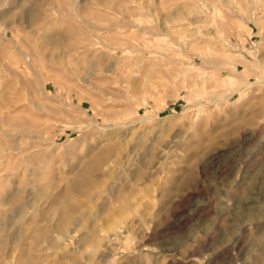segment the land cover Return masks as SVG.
<instances>
[{
	"label": "rangeland",
	"instance_id": "rangeland-1",
	"mask_svg": "<svg viewBox=\"0 0 264 264\" xmlns=\"http://www.w3.org/2000/svg\"><path fill=\"white\" fill-rule=\"evenodd\" d=\"M0 264H264V0H0Z\"/></svg>",
	"mask_w": 264,
	"mask_h": 264
},
{
	"label": "bare ground",
	"instance_id": "bare-ground-1",
	"mask_svg": "<svg viewBox=\"0 0 264 264\" xmlns=\"http://www.w3.org/2000/svg\"><path fill=\"white\" fill-rule=\"evenodd\" d=\"M62 232H64V231H62ZM61 234H62V233H61ZM61 234H60V235H61Z\"/></svg>",
	"mask_w": 264,
	"mask_h": 264
}]
</instances>
